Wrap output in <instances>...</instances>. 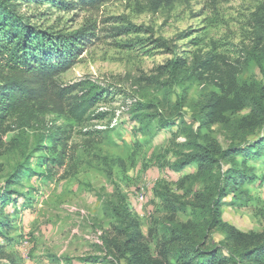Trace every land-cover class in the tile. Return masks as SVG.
I'll list each match as a JSON object with an SVG mask.
<instances>
[{"label": "rangeland", "instance_id": "obj_1", "mask_svg": "<svg viewBox=\"0 0 264 264\" xmlns=\"http://www.w3.org/2000/svg\"><path fill=\"white\" fill-rule=\"evenodd\" d=\"M7 1L42 31L84 30L73 64L54 79L80 83L93 105L80 122L49 111L7 119L0 264H96L84 260L124 239L115 230L124 226L120 211L149 246L144 237L159 223H186L201 200L219 201L226 225L208 247L236 246L234 233L245 237L238 248L249 235L264 242V147L242 152L264 138V115L246 108L206 118L216 99L223 112L234 91L264 92V0H64L73 2L68 10ZM190 132L227 157L205 173L196 164L176 170ZM178 205L184 213L170 210Z\"/></svg>", "mask_w": 264, "mask_h": 264}, {"label": "trees", "instance_id": "obj_2", "mask_svg": "<svg viewBox=\"0 0 264 264\" xmlns=\"http://www.w3.org/2000/svg\"><path fill=\"white\" fill-rule=\"evenodd\" d=\"M24 1L27 7L39 8L48 4L63 10L72 8L73 4L64 0L58 3H55V0ZM103 1L105 0H76L91 6ZM7 2L9 1H0V149L4 145L1 135L6 132L5 124L10 117L49 111L80 122L93 105L88 93L82 91L80 83L60 86L54 79L73 64L77 40L84 37V30L69 36L42 31L32 26L31 16H21L11 5L7 6ZM166 69L169 75L173 76L176 75L179 65L174 62L168 63ZM260 69L264 72L262 65ZM263 99L262 89L251 94L237 90L231 94V99H226L227 108L223 112L220 109L222 101L214 100L208 107L206 118L215 114L223 119V114H235L248 108L253 118L262 121ZM177 107H180V103H177ZM243 121L242 119L234 121L229 127H237ZM195 137L190 132L184 144L188 153L175 163L176 170H183L196 164L199 172L205 173L206 170L214 168L217 159L227 157L228 153L220 151L213 142L206 141L200 144ZM58 141L54 137L49 142L56 144ZM255 147L258 148L257 155H260L264 147V138L242 152L245 156L252 155L251 149ZM55 160L59 162L58 157ZM214 176L211 175L210 178L213 179ZM237 185L235 183V186ZM240 194L245 193L241 191ZM6 199L9 197L2 198ZM195 207L186 223H159L157 229L144 237L150 238L149 246L138 242L137 233L132 229L126 212L120 211L117 217L124 226H118L115 230L118 236L124 238L123 241H117L113 248L105 246L104 257L84 261L92 260L96 264H119L121 260L126 264H264V242L260 243L254 235L247 236L241 248L236 246L241 245V239L245 237L236 233L232 235L236 246L211 244V247H208L210 234L226 227L221 218L220 203L201 200ZM170 210L184 213L185 207L178 205L171 207ZM7 224V218L2 217L0 225Z\"/></svg>", "mask_w": 264, "mask_h": 264}]
</instances>
